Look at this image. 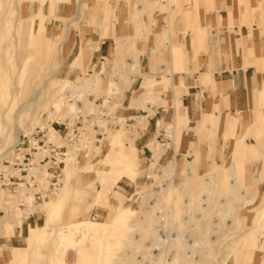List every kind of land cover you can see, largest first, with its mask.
I'll return each mask as SVG.
<instances>
[{
    "label": "rangeland",
    "instance_id": "rangeland-1",
    "mask_svg": "<svg viewBox=\"0 0 264 264\" xmlns=\"http://www.w3.org/2000/svg\"><path fill=\"white\" fill-rule=\"evenodd\" d=\"M110 1L0 0V13L4 14V16L0 14V55H12H9L11 58L10 63L8 61L9 66H6L0 74V107L4 102L7 104L15 102L17 105L27 103L41 87L40 96L36 99L38 101L32 102L33 105H27V110L25 108L22 112L19 121L21 133L46 125L51 128L49 126L51 121L61 122L68 117L73 119L79 115L86 120V116L90 115L103 127L113 122L114 127L109 128L113 130L111 132H114L120 144L119 146L113 143L112 152L108 156L101 157V146L109 131L107 128V134L93 143L90 152L82 157L77 155L80 149L73 147L65 160L66 166H68L66 163L69 164L67 161L72 164L68 183L64 180L67 171L64 166L62 184L54 197L44 200L29 210L20 208L16 196L0 188V253L4 251L3 254L9 255L13 247H20L22 249L16 248L20 250L16 253L23 258L16 263L2 264H60V260L64 264H80L83 251L90 257L84 264H130L133 258L134 262L131 264H158L156 259L147 257L143 260L140 257L142 252L152 245L151 240L142 234L143 221L146 220L148 207L154 205L151 201L161 198L159 195L161 183H165L170 177L174 178L175 187L165 193L167 196H164V199L162 197L161 202L156 200L158 205L153 214L159 215L164 210H172L173 207L176 212L173 211L174 216L170 218L171 225L168 226L172 228V236L178 232L183 240L189 237L186 241L191 242L188 244L193 246V249L187 248L189 252L184 248L182 251L184 254L180 251L184 256L180 255L173 264H250L245 260L244 244L240 247L237 240L244 236L264 242V235L260 237L256 227L264 196V176H262L264 175V135H260L261 131H258V136L249 137L248 145L236 144L231 155L232 143L250 135L247 133L250 125H247L241 138L237 133L231 137L229 131L223 133V117L226 116L224 114H219L215 122L201 123V125L198 120H202L204 112L190 115L191 119L186 118L177 122L171 114V104L182 92L184 79L182 72L185 71L190 56V54L184 55L182 43L184 40L180 42L177 33L173 31L176 16L182 15L185 34L187 35L188 32L192 34L189 37V48L197 43L198 50L203 49L208 35V29L199 16L197 1L192 4L191 0H126L120 11L117 8V1L113 0L112 5ZM250 8L248 13L250 12L251 15L261 12V8ZM186 12L195 13L194 16L189 17ZM168 14L173 20V24L169 26L168 21L164 19ZM155 17L157 23L154 25ZM74 18L77 21H74ZM47 21L60 23L58 35L46 32ZM165 26L167 32L162 33L170 34L174 41H179L176 45L177 58L172 54V41L159 33ZM92 32L96 33V37L100 40L109 38L110 42L103 48V58L92 60L96 49L94 48L96 43L89 45ZM19 37L21 40L18 39ZM152 39H155L156 44L148 49L147 45ZM142 42L145 44L143 48ZM83 50L85 57L81 56ZM58 56H62L60 60ZM131 57L137 58V67L132 68L128 64ZM102 62H105L103 81L95 87L83 85L82 82L86 77L101 70ZM35 64L36 70L33 68ZM116 66L120 68V73L116 71ZM58 68L59 75L51 78L52 72ZM134 71L137 72V77L132 80ZM148 91H151V94L147 95ZM73 95L75 98L70 99ZM144 97L153 98L156 102L148 106ZM57 100H62L63 105L55 111L53 105ZM257 102L258 109L254 111L253 123L264 111V98L257 99ZM71 103L75 105L74 110L68 108ZM229 105L227 103L225 107ZM36 108L40 109L39 118L35 115ZM142 114L148 116L150 123L147 125L139 124L138 118ZM103 115L107 116V120L102 118ZM227 115L233 116V114ZM247 116V120H250V115ZM174 123L177 124L176 132H178L175 137L172 135ZM54 125L57 128V125ZM9 128L12 129L11 123L2 121L0 111V134ZM52 131V128L49 129L48 138L50 139V134L57 138L56 133ZM137 131L140 135L136 142L140 149L141 161L137 159L131 147L128 150L120 143L122 134L126 137ZM229 137L231 138L228 140ZM17 139L15 135H11L10 146L1 149L0 154L15 146ZM126 140L130 139L126 138ZM201 143L203 145L200 147ZM199 147L203 151L201 160L188 150ZM2 150L5 152L2 153ZM122 150L128 151L122 154L129 157L138 168L134 174L121 175L117 178L124 166L120 155ZM210 156L213 158L211 159ZM251 157L253 160L248 161L247 158ZM174 159L177 163L171 169L169 166ZM233 159L239 160L236 166L237 186H231L234 185L235 178L229 175L230 170H228ZM87 172L90 173L85 174ZM166 172L170 177H167ZM212 175L216 183L213 194L216 196L214 200L208 201L209 207H206L203 219L200 211L193 207L198 203L197 197L205 188L204 181ZM248 184L253 191L246 194ZM180 189L182 191H179ZM227 196H233V200L227 212V221L219 225L217 236L215 231H212L218 223L215 214ZM79 200L83 212L75 218H70L71 204L79 203ZM45 202H51V209L52 207L55 209V206L58 213L52 224L47 225L44 234V224L48 223L47 212L42 208ZM86 206L89 208L86 209ZM178 216L180 219L183 218V221ZM83 220L99 225L96 229L100 231L95 233V229L89 228L83 233L81 231L73 233L75 230L72 222ZM159 221L161 222L162 218ZM28 222L32 225L22 233L21 226ZM62 226L65 227V233L74 236L77 241L84 240L88 236L91 238L92 234L100 236L103 234L102 229L105 233L102 236L106 238L103 239L99 249L93 248L94 239L88 242L86 249L81 252L74 243L70 246L66 244V247L62 246L60 250H56V237ZM165 226L163 225L162 229H165ZM150 228L152 229V226ZM262 229L264 232V227ZM15 230L21 235L18 241L15 239ZM40 236L44 238L40 239ZM195 239L198 241L195 242ZM62 249L64 252H61ZM172 253V251L166 253L165 256L169 259L165 264L172 261L170 260ZM55 256L59 259L55 260ZM261 259L260 261V258H257L255 264H264V251Z\"/></svg>",
    "mask_w": 264,
    "mask_h": 264
},
{
    "label": "crops",
    "instance_id": "crops-1",
    "mask_svg": "<svg viewBox=\"0 0 264 264\" xmlns=\"http://www.w3.org/2000/svg\"><path fill=\"white\" fill-rule=\"evenodd\" d=\"M116 1L118 11L122 10L126 0ZM194 1H197L199 8L195 7L199 10L202 23L208 29V35L203 49L198 50L197 43L189 48V37L192 34L191 32L185 34L182 15L176 16L173 31L177 33L179 41L184 40V55L190 54V56L185 71L182 72V78H184L182 92L180 97L171 104V114L177 122L186 118L191 119L190 115H199L204 112L202 120H198L200 125L201 123L215 122L219 114H224L226 116L223 117V133L233 130L239 138L244 134H242L241 128L247 121V115H250V120H248L250 127L247 130L250 135L245 136L239 142L241 145L244 143L248 145L247 140L250 136L255 138L259 135L258 131L264 135V111L257 116L253 123L254 111L258 109L257 99L264 98V0H191L192 4ZM113 2L111 0L110 5ZM249 7L261 8V12L251 15L250 12L248 13ZM59 30L60 23L47 21L46 32L58 35ZM95 34L92 32L89 44L96 43L95 48L98 46L93 52L92 60L103 58V48L110 42L109 38L100 40ZM155 44V39H152L147 48L151 49ZM144 45L142 42V48ZM227 103L230 104L229 107H225ZM227 114H233V116ZM141 117L143 120L140 119ZM138 120L140 125L150 123L148 116L143 114ZM176 125L174 123L172 129L173 137L178 133ZM112 126L114 127V124ZM215 128L217 129V126ZM111 131L113 130L109 128L108 135L101 146V157L102 155L108 156L112 152L113 143L120 146L117 137ZM121 137L120 143L123 148L130 150L131 147L133 150L131 151L135 152L137 159L141 161L140 149L136 142L140 138L138 131L126 137L122 134ZM126 138L130 140L127 141ZM192 145L194 144L192 143ZM201 145L203 143L199 146L201 147ZM200 147L188 149L197 156L198 160H201L203 152ZM122 152L126 154L128 151L122 150ZM30 225H32L31 222L24 223L21 226V232L27 231ZM16 233L15 239L18 241L21 235ZM16 248L22 249L13 247L9 255L3 254L4 251H2L0 264L3 262L16 263L23 259L16 253L20 251Z\"/></svg>",
    "mask_w": 264,
    "mask_h": 264
},
{
    "label": "bare ground",
    "instance_id": "bare-ground-1",
    "mask_svg": "<svg viewBox=\"0 0 264 264\" xmlns=\"http://www.w3.org/2000/svg\"><path fill=\"white\" fill-rule=\"evenodd\" d=\"M9 1V0H8ZM139 10V9H138ZM138 10H137V12H138ZM5 12H7V11H5ZM4 12V13H5ZM172 12V11H171ZM2 13L3 12H1L0 14L2 15ZM187 14H188V16L190 17H192V16H194V13L195 12H186ZM77 14V13H76ZM79 14L80 13H78V15L77 16H79ZM161 14V12H159V15ZM157 15V14H156ZM173 15V14H172ZM2 16H4V14L2 15ZM35 16H36V14H35ZM76 16V15H75ZM175 16V15H174ZM185 16V15H184ZM6 17V16H5ZM4 17V18H5ZM136 17H138V13H136ZM188 17V18H189ZM7 18V17H6ZM77 18V17H76ZM76 18H74L73 20L74 21H77L76 20ZM172 18H174L173 16H172ZM164 19H166L167 21H168V26L169 25H171V24H173V20L171 19V15L170 14H168V15H166L165 17H164ZM190 19V18H189ZM22 20V19H21ZM42 20V19H41ZM3 21V20H2ZM31 21V20H30ZM72 21V20H71ZM157 21V17H155V20L153 21L154 23V25L157 23L156 22ZM189 22L191 21V20H188ZM192 22V21H191ZM66 26V25H65ZM167 26V25H166ZM163 27V28H161V31L159 32L160 33V35L162 34V36L163 37H165V36H167V38H168V40H170V41H172V54H174V57H176L177 58V44L179 43V41L178 42H176V41H174L173 40V38H172V35L170 36V34H164V33H162V32H167V27ZM22 27V26H21ZM23 32V31H22ZM21 34V33H20ZM22 36V35H21ZM28 37V36H27ZM48 37H50L51 38V36H48ZM22 38H23V36H22ZM18 39H20V37L18 38ZM21 40V39H20ZM25 40V39H24ZM32 40V39H31ZM31 40L29 41V42H31ZM66 40V39H65ZM23 41V40H22ZM27 41V40H26ZM19 42V41H18ZM166 42V41H165ZM181 42V41H180ZM23 43V42H22ZM48 43V42H47ZM182 43H184V42H182ZM20 44V43H19ZM29 44V43H28ZM30 44H32V43H30ZM20 45H23V44H20ZM20 45H18V47L20 46ZM33 45V44H32ZM31 45V46H32ZM30 46V45H29ZM97 47L98 46H96V49H97ZM22 48H23V46H22ZM21 48V50L22 51H24L23 49ZM33 49H34V47H32ZM95 48V47H94ZM18 49V48H17ZM26 49V48H25ZM28 49H29V47H28ZM6 50H7V48H6ZM8 51V50H7ZM28 51H30V49L28 50ZM27 51V52H28ZM32 51V50H31ZM3 52H4V50H3ZM25 53H26V51H24ZM7 53V52H6ZM10 53V52H9ZM50 53V52H49ZM26 54H28V53H26ZM25 54V55H26ZM46 54H48V53H46ZM45 54V55H46ZM9 55H11V54H9ZM9 55L7 54V55H0L1 56V58H0V74H2V71L4 70V68L6 67V66H9V64H8V61H9V63H10V60L9 59H11V58H9ZM24 55V56H25ZM49 55V54H48ZM58 55H60L59 54V51H58ZM12 56V55H11ZM81 56L82 57H85V52H84V50H83V52L81 53ZM19 57V56H18ZM26 57V56H25ZM27 57H29V56H27ZM44 57V56H43ZM60 57H62V56H58V58H59V60H60ZM13 59H14V57H12ZM24 59V58H23ZM15 60V59H14ZM21 60H22V58H21ZM184 60L186 61V57L184 58ZM193 60V59H192ZM129 65H130V67H132V68H134V67H137L138 66V63H137V58H134V57H131V59H129ZM23 63V62H22ZM25 64H26V62H24ZM60 63H61V61H60ZM186 63V62H185ZM27 65V64H26ZM25 65V66H26ZM76 65H79V64H76ZM23 68V67H22ZM34 70H36L37 69V66H36V64L34 65ZM25 69V68H24ZM116 71H120V68H118V66H116ZM59 72H60V69L58 68L57 70H55V71H53L52 73L53 74H51V78L53 77H56L57 75H59ZM104 72H105V62H102V68H101V70L100 71H96L94 74H91V76H89V77H86L84 80H83V82H82V84L83 85H85V86H88V87H95V86H97V84L98 83H101L102 81H103V78H104ZM120 73V72H119ZM137 73V72H136ZM136 73H135V71H134V74L132 75L133 77H132V80H135V78L137 77V75H136ZM20 80V79H19ZM19 85V84H18ZM40 93H41V87H40V90L38 89L37 90V92L35 93V95H34V97L33 98H30V100L27 102V103H24V104H19V105H17L15 102H9L8 104L7 103H3L2 105L3 106H1L0 107V111H1V115H2V121L3 122H10L11 123V127H12V129L11 128H9V130H7L6 132H4L3 134H0V152H1V149H3V148H6L7 146H10V143H9V141H10V136L11 135H15V137L16 138H18L17 139V142H16V144H15V146L17 145V143H18V141L21 139L20 137H21V135H23V134H27V133H29V132H27V133H21V126L19 125V121H20V117H21V115H22V112L25 110V108H26V110H27V105H33V103L32 102H34V101H38V100H36L39 96H40ZM149 94H151V91H148L147 92V95H149ZM65 97H67L66 95H65ZM144 99L146 100L145 102L148 104V106L149 105H151V104H153L154 102H156L155 101V99H153V98H150V97H144ZM48 100V99H47ZM80 101V100H79ZM43 102V101H42ZM76 102V101H75ZM74 103V102H73ZM62 105H63V102H62V100H57V101H55V103H54V105H53V107L55 108V111H58L59 110V108H61L62 107ZM82 105V104H81ZM73 107H75V105H73L72 103L68 106V108H69V110H72L73 109ZM80 108H81V106H79ZM30 107H28V109H29ZM53 108V109H54ZM71 108V109H70ZM76 109V108H75ZM74 110V109H73ZM39 111H40V109L38 108H36V110H35V115L38 117V113H39ZM43 111V110H42ZM41 111V112H42ZM76 111V110H75ZM39 118V117H38ZM140 119H142L143 120V118L141 117ZM49 121H47V123H48ZM247 125H250V123H249V121L247 120L246 122H245V124H244V126H242V128H241V132H242V134L244 133V131H245V129H246V127H247ZM49 126L53 129V131L56 133V136H57V138H55L54 137V135L52 134H50L49 136H50V140H52V141H59L60 140V134H59V132H58V130H57V128L55 127V125L53 124V122H50L49 123ZM30 127H31V125H30ZM33 128V127H32ZM36 128V127H35ZM42 128H49L47 125L46 126H43ZM51 128H49V129H51ZM55 128V129H54ZM10 130H12V132L10 131ZM52 131V132H53ZM21 133V134H20ZM229 134H231L230 136L232 137V135L235 133L233 130H229V132H228ZM20 134V136L18 137V135ZM173 134V133H172ZM260 135H261V132H260ZM231 137H229L228 138V140L231 138ZM237 139V138H236ZM239 140L238 141H236V142H233L232 143V146L230 147L231 148V150H232V154L231 155H233V151L235 150V148H236V144H239ZM12 146V145H11ZM15 146H13L11 149H7V151L5 152L4 150H2V153H4V154H0V161H1V159L4 157V156H6V154L9 152V151H11ZM10 148V147H9ZM73 148V147H72ZM80 148V147H79ZM4 151V152H3ZM116 152V151H115ZM121 153V152H120ZM239 153V152H238ZM121 155V159L124 161V166H123V168L119 171V173H118V177L117 178H119L121 175H130V174H134L135 172H136V170H137V166L129 159V157H127V156H125V155H123L122 153L120 154ZM252 156H253V152H252ZM210 158L212 159L213 157H211L210 156ZM253 157H251V158H247L248 159V161L249 160H253L252 159ZM210 159V160H211ZM69 160H70V158H69ZM239 160H237V159H233L232 160V162H231V165L229 166V168H228V170H230V173H229V175L230 176H232L233 178H235V182H234V185H231V186H237L238 185V180H237V170H236V166H237V164L239 163L238 162ZM67 162H69V164L68 163H66L68 166H66V179H64L66 182L69 180V176H70V174H69V169H70V166L72 165L71 163H70V161H67ZM177 162H176V160L174 159L173 160V162H172V164L169 166V167H171V169L175 166V164H176ZM169 167H168V169H169ZM32 169V168H31ZM35 169V168H34ZM36 171V169L34 170V171H32L31 170V172H35ZM167 174V177H170V174L168 173V172H166ZM170 173H171V170H170ZM168 174H169V176H168ZM172 174V173H171ZM191 175V174H190ZM213 175H214V173H213ZM210 176L209 178H207L205 181H204V189H203V192H201V194H199V197H197V204L193 207L194 209H197V210H199L200 211V215H202V217H203V219H204V217H205V211H206V207H209L208 205V201L209 200H212L215 196H214V194H213V191H214V189H215V185H216V183H215V178H214V176ZM256 175V174H255ZM165 176V175H164ZM172 176H173V174H172ZM252 176H254L253 174H252ZM262 176H264V175H262ZM166 177V176H165ZM232 178V179H233ZM189 179V178H188ZM191 179V178H190ZM253 180H254V178H253ZM116 181V180H115ZM164 182H165V180H164ZM68 183V182H67ZM68 185V184H67ZM254 185V184H253ZM185 186V185H184ZM172 187H175L174 186V178H172V177H170L169 179H167V181L165 182V183H161V186H160V191H159V195H160V199L159 198H155L153 201H151V203L152 204H154V205H150L149 207H148V211H146V213L148 214V218H146L147 217V214H145L146 215V217H145V219L146 220H144L143 221V223H144V230L142 231V234H143V236L144 237H148L150 240H151V242H152V245H151V248H148V249H146V250H144L143 252H142V256H140V257H142V259L144 260L145 258H147V257H150L151 259H156V260H158L157 261V263L158 264H165L166 263V260L168 261V259L169 258H166V253L167 252H169V251H172L173 253H172V255H170V257H172V259L170 258V260H172L171 262L169 261V262H167L168 264H173L174 262H175V260H177L178 258H179V256L180 255H183L184 254V252H182L183 250H184V248L185 249H187V248H191V249H193V246H190L188 243H190L191 244V242H187L186 240H188L189 239V237H188V239H186V240H183V239H181V238H183V237H181V235L179 236L178 235V232H176V235L175 236H172V228H171V226L170 227H168L169 225H171V221H170V218L172 217V216H174L173 215V211L174 212H176V210H174L173 209V207L171 208L172 210H168V211H162V213L161 214H155L156 215V217H154L155 215L153 214V212H155L154 210H155V208H157V203H158V201H160L161 202V199H162V197H163V199H164V196L166 197L167 196V194L165 195V193L167 192V191H169V189H171ZM179 187H181V186H179ZM1 188V187H0ZM182 188V187H181ZM176 189V188H175ZM184 189V188H183ZM179 191H182L181 189L179 190ZM251 191H253V188H249V184H248V187H247V190H246V194H248V193H250ZM170 193V192H169ZM181 193V192H180ZM157 196H158V194H156ZM156 196V197H157ZM52 197H54V196H52ZM52 197H50V198H52ZM162 199V200H163ZM156 200H158V201H156ZM214 200V199H213ZM233 200V196H227L226 198H224V200L222 201V203H221V205H220V209H218L217 210V212H216V214L215 215H217V221H218V223L217 224H215V227H213L212 228V231L214 232L215 231V234L218 236V233H219V229H220V224L222 223V222H225V220L227 221V219L226 218H228V215H227V212H228V210H229V207H230V202ZM157 202V203H156ZM159 202V204L161 205V203ZM187 202H188V200H187ZM190 202V201H189ZM212 202V201H211ZM81 202H80V200H79V203H72L71 204V207H70V211H69V217L70 218H75V217H77L78 215H80L83 211H82V209H83V206L80 204ZM44 205L42 206V208L43 209H45V211L47 212V219L48 220H46L48 223L46 224H44V227H43V229H44V234L46 233V231H47V225H51L52 224V221H53V219L56 217V215H57V211L58 210H55V209H57L55 206H54V208L55 209H53V207H52V209H51V202L49 203V202H45V203H43ZM262 205H260V208H261V211H260V213H259V215H258V218H257V224H256V227H257V229L259 230V232H260V237H262L263 235H264V232H263V227H264V196H263V200H262V203H261ZM93 205V204H92ZM186 205V204H185ZM52 206H53V204H52ZM59 206V204H57V207ZM41 207V206H40ZM159 207V206H158ZM59 208V207H58ZM86 209H88L89 208V206L87 207H85ZM189 208H190V205H189ZM159 209V208H158ZM186 209H187V207H186ZM55 210V211H54ZM177 210H179V209H177ZM192 210V209H191ZM188 211V210H187ZM60 213V212H59ZM159 213V212H158ZM190 213V212H189ZM153 214V215H152ZM180 214V213H179ZM199 214V213H198ZM199 215V216H200ZM151 217V218H150ZM152 217H153V219H152ZM188 217V216H187ZM3 218V217H2ZM160 218H162V221L160 222L159 221V219ZM178 218H179V216H178ZM174 219V218H173ZM180 219V218H179ZM189 219V218H188ZM172 220V219H171ZM180 220H182L183 221V218L182 219H180ZM173 222V221H172ZM184 222H185V220H184ZM100 223V222H99ZM180 223V222H179ZM234 223V221H232V224ZM72 224H73V229L75 230L73 233H76V231H81V233H83V231H85V230H87L88 231V229L89 228H93V229H95V233H97L98 231H100V230H98V229H96L97 228V226H99V225H93V223L92 222H89V221H85V220H83V221H73L72 222ZM163 225L165 226V229H162L163 228ZM180 225H182L181 223H180ZM191 225V224H190ZM196 225V224H195ZM150 226H152V229L150 228ZM196 227H197V225H196ZM180 228H181V226H180ZM194 228H195V226H194ZM65 227L64 226H62L61 228H59V230H58V233H57V237H56V245H55V247H56V250H60V247H62V246H64V247H66L67 245L66 244H68L69 246L70 245H72L73 243H74V245H76L77 246V248H78V250L81 252L83 249H86V247H87V244H88V242H90L91 240H94L95 239V243L93 242V244H95V245H93V248H101V245H102V241H103V239L104 238H106V237H103L102 235H104L105 233H104V230L102 229V231H103V234L102 235H100V236H97V235H94V234H92L91 235V238H90V236H88V237H86L84 240H79V241H77V240H75L76 238H73V237H71V236H69L70 234H66L65 233ZM189 229V228H188ZM152 230V231H151ZM160 230H164V231H160ZM126 231V230H125ZM106 232V231H105ZM127 232V231H126ZM151 232H153V233H151ZM190 232V231H189ZM193 232H195V231H193ZM85 233V232H84ZM181 233H183V232H181ZM188 234V233H187ZM214 234V233H213ZM137 235V234H136ZM183 235H185L184 233H183ZM42 236H43V234H42ZM42 236H40L41 238L40 239H42V238H44V237H42ZM189 236V235H188ZM143 237V238H144ZM181 237V238H180ZM140 239H141V237H139ZM147 238V239H148ZM187 238V237H186ZM214 238H216V237H214ZM138 239V238H137ZM144 240V239H143ZM183 240V241H182ZM190 241V240H189ZM195 242L196 241H198V239H195L194 240ZM141 242V241H140ZM237 242L240 244V247L244 244V252L243 253H245V255H246V258H245V260L247 261V262H250V264H255L256 262V259L257 258H260V261L262 260L261 259V255H262V253H263V251H264V242L262 243L261 242V240H259V239H255L254 237L253 238H246V237H244V236H242L240 239H238L237 240ZM137 243H138V241H137ZM139 244V243H138ZM141 245H144V244H141ZM150 246V245H149ZM137 249V248H136ZM135 249V250H136ZM155 251H157L158 253L157 254H155L154 252ZM183 253H181V252ZM187 251L189 252V250L187 249ZM61 252H64V250L62 249L61 250ZM178 252H179V254H178ZM193 252V251H192ZM57 253L55 252L54 253V255H56ZM185 254H187V253H185ZM231 254H233V253H231ZM234 255V254H233ZM232 255V256H233ZM81 256H83V257H80L81 259H80V264H84L85 263V261H87V259L88 258H90V257H88L87 256V254H85L84 253V251L81 253ZM167 256H169V255H167ZM184 256V255H183ZM187 256H188V254H187ZM59 257V256H58ZM182 257V256H181ZM186 257V256H185ZM55 258V260H56V256L54 257ZM57 259H59V258H57ZM61 259V258H60ZM131 259V258H130ZM136 259V258H135ZM53 260V259H52ZM55 260H54V262H55ZM149 260V259H148ZM182 260V259H181ZM59 260H57V262H58ZM150 261V260H149ZM188 261V260H187ZM51 262H53V261H51ZM50 262V263H51ZM53 262V263H54ZM60 264H64L63 262H62V260H60ZM128 262H129V260H128ZM134 262V258L133 259H131L130 260V264L131 263H133ZM189 262V261H188ZM180 263H183V262H180ZM186 263V262H185Z\"/></svg>",
    "mask_w": 264,
    "mask_h": 264
},
{
    "label": "built area",
    "instance_id": "built-area-1",
    "mask_svg": "<svg viewBox=\"0 0 264 264\" xmlns=\"http://www.w3.org/2000/svg\"><path fill=\"white\" fill-rule=\"evenodd\" d=\"M75 96H70V99ZM82 118V119H81ZM107 120V116H102ZM60 134L59 141L48 138L49 128L36 127L21 135L17 145L0 161V187L16 196L18 205L24 210L38 205L54 196L62 184V170L68 152L79 148L82 157L103 138L113 123L107 127L98 124L90 115H82L55 121ZM35 168V172H31Z\"/></svg>",
    "mask_w": 264,
    "mask_h": 264
}]
</instances>
